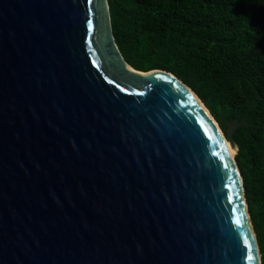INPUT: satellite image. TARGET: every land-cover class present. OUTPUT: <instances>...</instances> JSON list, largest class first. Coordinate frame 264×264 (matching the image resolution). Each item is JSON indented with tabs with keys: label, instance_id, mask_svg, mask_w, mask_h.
Returning <instances> with one entry per match:
<instances>
[{
	"label": "water",
	"instance_id": "obj_1",
	"mask_svg": "<svg viewBox=\"0 0 264 264\" xmlns=\"http://www.w3.org/2000/svg\"><path fill=\"white\" fill-rule=\"evenodd\" d=\"M244 122L133 69L107 0H0V264H262Z\"/></svg>",
	"mask_w": 264,
	"mask_h": 264
},
{
	"label": "trees",
	"instance_id": "obj_2",
	"mask_svg": "<svg viewBox=\"0 0 264 264\" xmlns=\"http://www.w3.org/2000/svg\"><path fill=\"white\" fill-rule=\"evenodd\" d=\"M111 32L135 70L186 83L233 138L264 264V0H107Z\"/></svg>",
	"mask_w": 264,
	"mask_h": 264
},
{
	"label": "snow or ice",
	"instance_id": "obj_3",
	"mask_svg": "<svg viewBox=\"0 0 264 264\" xmlns=\"http://www.w3.org/2000/svg\"><path fill=\"white\" fill-rule=\"evenodd\" d=\"M89 27H91V23H89ZM225 167L227 168L228 165H225ZM229 199L231 200V197H229ZM236 224H237V225H240L241 227H243V225H241V222H240L239 219L236 220ZM248 240H249V238H248V236L246 235V236H245V244L248 245V253H249L247 258H248L249 260H252V259H253V255L251 254V252H252V246H251L250 244H248Z\"/></svg>",
	"mask_w": 264,
	"mask_h": 264
},
{
	"label": "bare ground",
	"instance_id": "obj_4",
	"mask_svg": "<svg viewBox=\"0 0 264 264\" xmlns=\"http://www.w3.org/2000/svg\"><path fill=\"white\" fill-rule=\"evenodd\" d=\"M226 145H227V147H228L229 152L231 153V155H234V151L231 149L230 144L226 142Z\"/></svg>",
	"mask_w": 264,
	"mask_h": 264
}]
</instances>
